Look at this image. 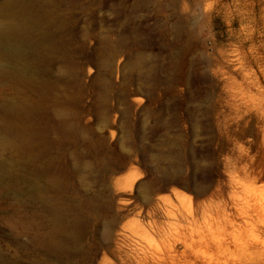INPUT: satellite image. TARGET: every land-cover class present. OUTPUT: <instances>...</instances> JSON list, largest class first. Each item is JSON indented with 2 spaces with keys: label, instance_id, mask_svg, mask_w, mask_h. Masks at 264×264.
I'll use <instances>...</instances> for the list:
<instances>
[{
  "label": "rangeland",
  "instance_id": "1",
  "mask_svg": "<svg viewBox=\"0 0 264 264\" xmlns=\"http://www.w3.org/2000/svg\"><path fill=\"white\" fill-rule=\"evenodd\" d=\"M56 1L51 91L0 77V264H264V0Z\"/></svg>",
  "mask_w": 264,
  "mask_h": 264
},
{
  "label": "bare ground",
  "instance_id": "2",
  "mask_svg": "<svg viewBox=\"0 0 264 264\" xmlns=\"http://www.w3.org/2000/svg\"><path fill=\"white\" fill-rule=\"evenodd\" d=\"M56 2V0H6L0 5V12L5 17L4 23L0 25V56L11 58L13 63L17 64L14 70H2L0 77L5 75L19 84L36 86L45 95L51 91V86L44 78L45 62L62 50L61 44L56 41L64 29L60 23ZM34 112L35 107L26 101L8 105L3 108V126L8 130L18 128L20 124L32 119L36 114ZM19 130L21 129H18L21 134ZM23 134L29 135L28 132ZM139 189L141 197L146 199L148 189L143 185H140ZM50 212L56 219V236L54 239H39V243L49 251H66L69 246L78 242L83 219L77 210H62L61 206L50 207ZM112 230L113 225L107 223L102 231L105 240L110 238ZM237 246L242 251L257 249L256 246L247 243H240ZM119 256L127 257L122 253Z\"/></svg>",
  "mask_w": 264,
  "mask_h": 264
}]
</instances>
